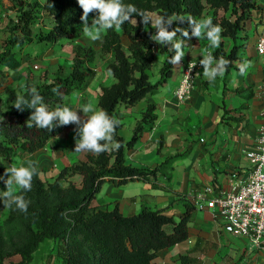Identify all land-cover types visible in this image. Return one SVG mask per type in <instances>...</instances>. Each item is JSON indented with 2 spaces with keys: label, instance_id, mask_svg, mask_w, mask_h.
Listing matches in <instances>:
<instances>
[{
  "label": "trees",
  "instance_id": "obj_1",
  "mask_svg": "<svg viewBox=\"0 0 264 264\" xmlns=\"http://www.w3.org/2000/svg\"><path fill=\"white\" fill-rule=\"evenodd\" d=\"M15 18L8 24L9 36L0 41V75L4 69L15 71L21 61L16 47L28 44H57L79 34L82 21V9L77 0H12ZM133 4L139 10L151 14L188 16L201 19L207 7L213 10V24H219L224 31L223 37L234 41L244 28L246 13L256 8L253 0H123ZM49 4L53 5L50 7ZM219 11L229 12L230 17L217 18ZM231 17L234 19L231 20ZM48 19L52 24L47 31L33 33L38 20ZM135 19L137 24L135 23ZM182 27L191 28L187 20L173 21L169 30ZM128 38L125 47L122 34L116 29L106 31L103 50L112 55V61L105 69L114 78L109 86L101 87L98 107L109 115L117 116L121 105L133 107L147 95L155 93L172 76L175 65L169 63L174 51L164 45H158L150 39L156 30L151 24L144 25L142 18L135 16L125 22L121 29ZM178 39L183 38L180 33ZM238 47L234 43L229 52L221 45L212 53L217 59L224 57L230 63L226 74L236 68ZM71 71L64 74L58 70L49 83L37 85L48 107L63 104L64 99L76 92L83 91L93 74L86 70L94 58L91 47L76 45ZM157 54L163 57L159 68V77L152 81L149 71L156 62ZM58 87L62 93L55 95L51 88ZM26 90L21 94H25ZM16 96H11V106L0 110V174L7 168L4 160L25 158L44 148L49 140L61 132V127L51 132L46 129L27 127L26 120L34 109L25 108L22 112L13 107ZM156 106H146L142 120L137 123L130 139L121 134L123 123L116 128L114 139L121 145L119 150L105 152L98 156L88 153L86 160L65 166L59 172L49 189L55 192L56 202L52 205L36 202L28 214L33 226L32 246L23 259L29 264L31 254L40 243L52 240L57 245L59 264H157L158 251L184 241L188 235V222L192 208L181 214L178 219L164 213L163 209L152 210L143 205L138 213L124 215L118 204L109 208L107 204H93L96 194L104 183L117 186L129 181L141 180L152 187L159 186V177L170 180L166 169L178 156H170L154 168H138L127 164L126 150L132 149L145 131L152 128L156 120ZM121 121V120H120ZM81 176L80 187L70 182L68 187H60L59 181L68 177ZM185 197V196H182ZM4 207L0 201V208Z\"/></svg>",
  "mask_w": 264,
  "mask_h": 264
},
{
  "label": "crops",
  "instance_id": "obj_2",
  "mask_svg": "<svg viewBox=\"0 0 264 264\" xmlns=\"http://www.w3.org/2000/svg\"><path fill=\"white\" fill-rule=\"evenodd\" d=\"M253 2L256 8L246 13L244 28L236 40L222 36L221 43L227 52L234 43L239 45L236 68L210 82L202 67L191 97L179 104L173 92L186 64L202 59L197 57L201 54L200 43L192 37L187 40L185 56L180 65H175L171 78L139 102L143 109L149 103L155 104L157 117L152 128L143 133L132 149L126 150V162L151 169L178 154L166 169L170 180L159 177L158 187L141 180L120 186L107 182L102 186L106 194L97 204H107L109 208L118 204L124 215L138 213L145 205L152 210L163 209L178 219L188 207L192 208L187 238L159 250L157 264H264V248L223 231L217 212L197 210L193 200L207 186L225 189L231 174L243 176L249 169L245 152L256 144L264 91V54H258L256 49L264 27V0ZM207 12L202 18L215 17L213 10ZM223 14L230 17L229 12ZM245 62L250 66L241 75L239 66Z\"/></svg>",
  "mask_w": 264,
  "mask_h": 264
},
{
  "label": "rangeland",
  "instance_id": "obj_3",
  "mask_svg": "<svg viewBox=\"0 0 264 264\" xmlns=\"http://www.w3.org/2000/svg\"><path fill=\"white\" fill-rule=\"evenodd\" d=\"M13 6L14 2L12 0H0V41L9 36V20L16 16L15 10L12 9ZM207 11H209L208 7L205 13H208ZM96 15L95 12L89 14V26ZM151 16L156 17L157 15L151 14ZM216 16L217 18L224 16L223 11L216 13ZM51 26L52 24L48 19H40L34 25L33 33L38 34L47 31ZM119 32L122 34L123 44L126 47L129 40L121 30ZM189 33L191 34V30ZM105 34L106 32L102 35L101 40L93 42L83 35L81 25L78 35L62 40L57 44H28L16 47L15 50L18 58H20L21 65L15 71L4 69L3 74L0 75V110H6L11 106V96H17L27 88L51 82L58 70H62L64 74L69 73L73 65L76 45L91 47L94 50V58L86 66V70L93 74V77L83 91L67 96L63 103H67L76 110L89 103L99 108L98 97L101 87L109 86L115 81L105 69L106 65L112 61V55L105 53L103 50ZM198 41L201 50V54L197 56L198 58H203V46L206 49V54L207 52L213 53L216 50V48L210 47V42L205 37L202 36ZM162 60L163 57L157 54L154 67L149 71L152 81L159 77ZM54 108L55 106L50 107L49 110ZM145 109L141 108L139 103L133 107H126L125 105L118 107L117 116L123 123L121 134L124 138L131 137L129 131L134 130L137 123L142 120ZM78 115L82 119L85 118L82 111H78ZM75 128L76 125L74 124L62 126L61 132L52 137L44 148L25 158L4 160L6 167H10L12 164L17 167L27 166L28 161H34L37 165L38 174L33 177L31 191L24 192L18 186H14L16 187L15 195H22L29 202L27 213L19 211L15 205L11 208H0V264H24L23 259L28 254L34 239L33 226L28 214L34 208L36 202L48 205L56 202V194L49 189V186L55 182L62 168L86 160L87 152L77 153L74 151ZM57 136H59V139H57ZM0 176H4V180L7 179L5 172ZM81 179V176L68 177L60 180L58 185L65 188L71 182L80 187ZM4 180H0V193L6 190ZM104 194H106V189L103 188L102 190L101 188L92 203L97 204L99 198ZM56 252V243L52 240H45L31 254L29 264H59Z\"/></svg>",
  "mask_w": 264,
  "mask_h": 264
},
{
  "label": "clouds",
  "instance_id": "obj_4",
  "mask_svg": "<svg viewBox=\"0 0 264 264\" xmlns=\"http://www.w3.org/2000/svg\"><path fill=\"white\" fill-rule=\"evenodd\" d=\"M77 3L82 9L80 19L82 21V33L86 38L93 42L101 40L106 31L111 29L119 31L125 22H130L135 16H139L142 18L144 25L150 23L151 27L156 30L155 34L150 36V39L156 44L164 45L174 51V55L169 58V63L172 65H180L185 56L186 42L192 37L198 40L202 36L205 37L212 48H219L222 41L221 34L224 29L219 24L214 25L210 17L199 20L192 16L185 18L175 14L153 17L139 10L133 4H125L123 0H77ZM49 6L53 7L51 4ZM93 12L97 15L92 19L89 26V14ZM185 20L191 28V35L187 29L182 27L169 30L173 21L183 22ZM135 23L137 24L136 19ZM178 33L183 38L178 39ZM199 63L203 66L204 77L211 82L217 76L225 74L230 61L222 56L217 59L211 52H207ZM195 66L196 64L189 63V73ZM249 66V62L241 64L239 66L240 74L245 75ZM51 91L55 95L62 96L58 87L51 88ZM13 107L21 112L25 108L34 109L25 122L29 128L36 127L51 132L56 127L76 125L74 151L77 153L87 152L98 156L105 152L119 150L121 147L120 143L114 139L116 128L121 124V121L115 115H109L106 110L96 108L91 103L78 110L73 109L67 103L57 104L54 109L49 110L44 97L33 86L27 88L25 94L16 96ZM78 111L83 112L84 119L78 115ZM57 139H59V136H57ZM37 174L38 169L34 161H28L27 166L17 167L12 164L7 167L5 169L7 179L4 180V176H0V180H4L6 185V190L0 193V201L3 202L4 207L11 208L15 205L19 211L27 213L29 202L22 195H15L16 187L14 186H18L24 192L31 191L33 177Z\"/></svg>",
  "mask_w": 264,
  "mask_h": 264
},
{
  "label": "built area",
  "instance_id": "obj_5",
  "mask_svg": "<svg viewBox=\"0 0 264 264\" xmlns=\"http://www.w3.org/2000/svg\"><path fill=\"white\" fill-rule=\"evenodd\" d=\"M256 49L258 54H264V27L258 37ZM190 62L196 66L189 73ZM202 67L198 60H190L186 64L181 81L173 92L179 104H185L191 97ZM260 115L262 121L256 144L245 152L249 161L246 174L241 176L233 173L229 186L225 189L207 186L193 200L195 209L217 212L222 220L223 231L245 237L253 246L264 248V91Z\"/></svg>",
  "mask_w": 264,
  "mask_h": 264
}]
</instances>
